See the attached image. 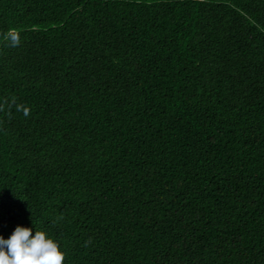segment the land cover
<instances>
[{"label":"trees","instance_id":"obj_1","mask_svg":"<svg viewBox=\"0 0 264 264\" xmlns=\"http://www.w3.org/2000/svg\"><path fill=\"white\" fill-rule=\"evenodd\" d=\"M16 225L63 264H264V0H0Z\"/></svg>","mask_w":264,"mask_h":264},{"label":"clouds","instance_id":"obj_2","mask_svg":"<svg viewBox=\"0 0 264 264\" xmlns=\"http://www.w3.org/2000/svg\"><path fill=\"white\" fill-rule=\"evenodd\" d=\"M18 42L17 35L13 43ZM64 258L59 244L44 230L33 234L32 228L16 225L7 238L0 235V264H63Z\"/></svg>","mask_w":264,"mask_h":264}]
</instances>
